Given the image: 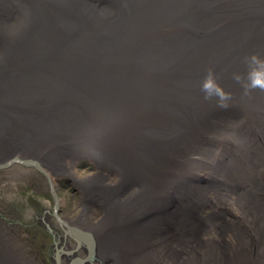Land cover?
<instances>
[{
	"label": "bare ground",
	"instance_id": "6f19581e",
	"mask_svg": "<svg viewBox=\"0 0 264 264\" xmlns=\"http://www.w3.org/2000/svg\"><path fill=\"white\" fill-rule=\"evenodd\" d=\"M252 53L264 0H0L6 200L44 169L60 264L90 255L67 229L91 239L85 264H264V91L232 78ZM209 68L227 109L200 90ZM6 230L0 215V264H37Z\"/></svg>",
	"mask_w": 264,
	"mask_h": 264
},
{
	"label": "rangeland",
	"instance_id": "374dc122",
	"mask_svg": "<svg viewBox=\"0 0 264 264\" xmlns=\"http://www.w3.org/2000/svg\"><path fill=\"white\" fill-rule=\"evenodd\" d=\"M26 168L30 169V173L12 189L15 193L14 199L6 200L3 187L7 181L9 168L6 165L0 166V215L7 228L6 231L10 232L11 237L13 236V241L20 244L37 264H54L55 236L39 219L45 214L46 202H50L53 206L52 192L44 176V169L39 167L40 171L36 166ZM76 169L80 173L84 172L85 175L96 171L87 159L78 162ZM56 186L58 197L64 202L62 213L72 216L82 199V191L71 178L58 179ZM57 229L61 231V228ZM70 241L74 244L72 239Z\"/></svg>",
	"mask_w": 264,
	"mask_h": 264
},
{
	"label": "clouds",
	"instance_id": "9594fccd",
	"mask_svg": "<svg viewBox=\"0 0 264 264\" xmlns=\"http://www.w3.org/2000/svg\"><path fill=\"white\" fill-rule=\"evenodd\" d=\"M246 66V72L241 74L234 72L233 80L240 84L247 95L252 90L259 89L264 91V56L258 53H252L243 60ZM200 90L205 100L215 99L217 105L221 109L229 107L228 102L232 98V94L219 84L216 73L209 68L201 81Z\"/></svg>",
	"mask_w": 264,
	"mask_h": 264
},
{
	"label": "water",
	"instance_id": "95a60500",
	"mask_svg": "<svg viewBox=\"0 0 264 264\" xmlns=\"http://www.w3.org/2000/svg\"><path fill=\"white\" fill-rule=\"evenodd\" d=\"M52 198H53V200L56 201V195L54 194V192H52ZM49 232H51V230H49ZM65 235H69L77 243L78 246H81V245L86 246V248L88 249V251L90 253L88 258L89 257L91 258L92 242H91V239L88 237V235L83 234L79 231H76L75 229H67L65 231ZM60 255H61V253L59 251H57L55 253L54 264H60V262H59ZM88 258L84 259V260H72L69 264H85L86 262L90 261V259H88Z\"/></svg>",
	"mask_w": 264,
	"mask_h": 264
}]
</instances>
